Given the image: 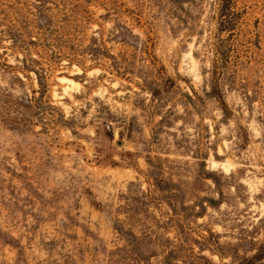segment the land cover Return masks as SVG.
<instances>
[{
  "label": "rangeland",
  "instance_id": "obj_1",
  "mask_svg": "<svg viewBox=\"0 0 264 264\" xmlns=\"http://www.w3.org/2000/svg\"><path fill=\"white\" fill-rule=\"evenodd\" d=\"M235 5L228 37L217 0H0V264H264V0Z\"/></svg>",
  "mask_w": 264,
  "mask_h": 264
},
{
  "label": "trees",
  "instance_id": "obj_2",
  "mask_svg": "<svg viewBox=\"0 0 264 264\" xmlns=\"http://www.w3.org/2000/svg\"><path fill=\"white\" fill-rule=\"evenodd\" d=\"M218 2V10H217V20L219 23V32L225 31L228 32V37L233 36L234 32L236 31L238 27V22L241 17V12L237 11L235 9L236 5V0H217ZM219 43L218 44H213L214 45V52L215 54H219L221 63L225 66L226 65V53L228 48L226 47L225 43L227 39H221L218 38ZM215 64H218V62L215 61ZM219 72L216 70L215 66V78H214V83L216 82L217 75ZM214 88V87H213Z\"/></svg>",
  "mask_w": 264,
  "mask_h": 264
}]
</instances>
